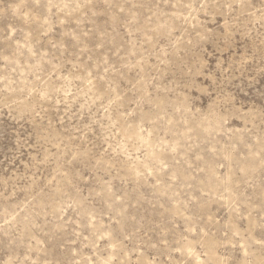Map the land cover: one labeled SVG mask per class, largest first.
<instances>
[{
  "label": "rangeland",
  "instance_id": "obj_1",
  "mask_svg": "<svg viewBox=\"0 0 264 264\" xmlns=\"http://www.w3.org/2000/svg\"><path fill=\"white\" fill-rule=\"evenodd\" d=\"M0 264H264V0H0Z\"/></svg>",
  "mask_w": 264,
  "mask_h": 264
}]
</instances>
